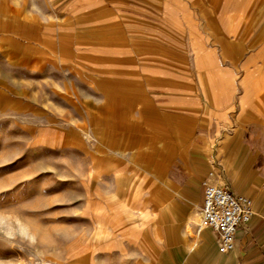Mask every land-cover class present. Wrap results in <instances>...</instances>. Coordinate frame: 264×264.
I'll return each instance as SVG.
<instances>
[{"label": "rangeland", "instance_id": "374dc122", "mask_svg": "<svg viewBox=\"0 0 264 264\" xmlns=\"http://www.w3.org/2000/svg\"><path fill=\"white\" fill-rule=\"evenodd\" d=\"M144 3L0 0V264H183L192 245L160 210L182 188L223 186L224 172L208 144H130L150 136L135 125L144 78L158 94L191 78L181 91L210 108L209 77L227 75L230 108L257 109L264 127V52L245 70L219 54L152 53L135 18ZM190 208L181 236L192 242L203 217Z\"/></svg>", "mask_w": 264, "mask_h": 264}, {"label": "crops", "instance_id": "0c3cea01", "mask_svg": "<svg viewBox=\"0 0 264 264\" xmlns=\"http://www.w3.org/2000/svg\"><path fill=\"white\" fill-rule=\"evenodd\" d=\"M262 3L264 5V0H145L148 8L137 9L135 18L146 23L144 36L152 53L219 54V60L227 67L245 70L264 52V21H260L258 13ZM173 5L175 9L170 8ZM186 5L192 6L193 11L187 13L188 16ZM186 20L192 21L191 28ZM188 37L192 46L186 44ZM249 52L252 55H246ZM143 81L146 87L139 93V118L135 125L138 132L150 133V136L130 144H208L210 157L212 155L224 172L223 186L251 198L254 204L255 214L237 231L234 250L222 254L217 235L210 228L200 229V224L197 225L192 242L181 236L190 207L201 208L204 184L193 192L180 189L181 201L168 196L160 217L166 221L178 244L192 245L183 264H264V127L258 130L253 126L257 121L251 119L258 117L257 109L250 114L248 109L233 111L230 108L235 84L227 75L209 77L210 108L202 107L195 93L186 95L181 91L185 90L182 85L198 84L191 78L171 80L167 84L173 86L175 92L163 94L147 88L153 85V79L146 77ZM239 84L245 90L248 78H241ZM217 182L211 184L221 186ZM93 218L99 221L100 216L96 214Z\"/></svg>", "mask_w": 264, "mask_h": 264}, {"label": "built area", "instance_id": "2783aa9c", "mask_svg": "<svg viewBox=\"0 0 264 264\" xmlns=\"http://www.w3.org/2000/svg\"><path fill=\"white\" fill-rule=\"evenodd\" d=\"M202 227L212 229L218 238L219 250L227 254L234 250L239 228L250 222L255 214L253 200L235 194L226 186L204 183L201 205Z\"/></svg>", "mask_w": 264, "mask_h": 264}]
</instances>
